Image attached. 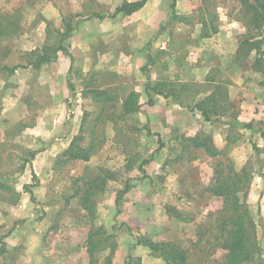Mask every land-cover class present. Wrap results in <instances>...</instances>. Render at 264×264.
<instances>
[{
    "label": "rangeland",
    "instance_id": "374dc122",
    "mask_svg": "<svg viewBox=\"0 0 264 264\" xmlns=\"http://www.w3.org/2000/svg\"><path fill=\"white\" fill-rule=\"evenodd\" d=\"M125 1L0 0V65L18 66L16 79L30 84H17L15 99L1 109L10 119L0 149V184L8 186L0 187V239L13 247L9 264H44L52 259L44 251L73 250L71 237L91 230L101 231L96 252L92 259L88 243L77 249L78 264H107L113 248V264H166L148 241L172 243L184 264H230V206L211 188L243 168L239 196L260 249L242 264H264V22L256 27L253 6L242 0H176L183 20L172 18L174 0H150L140 14L111 17ZM69 23L73 30L63 38ZM255 41L260 50L252 51ZM60 44L66 50L44 65L49 84L40 85L38 55ZM162 81L169 84L164 95L146 90ZM133 90L141 108L124 114ZM42 113L52 144L82 135L80 145L94 149L90 161L61 159L67 148L50 159L32 157L38 134L24 132ZM195 136L213 143L217 155L194 146ZM96 178L105 183L91 218L82 199Z\"/></svg>",
    "mask_w": 264,
    "mask_h": 264
},
{
    "label": "trees",
    "instance_id": "16d2710c",
    "mask_svg": "<svg viewBox=\"0 0 264 264\" xmlns=\"http://www.w3.org/2000/svg\"><path fill=\"white\" fill-rule=\"evenodd\" d=\"M245 4H251L253 6L255 15V24L256 27L260 26L262 22H264V0H242ZM148 0H137V1H125L121 5L115 8L114 12L110 14L111 17L115 18L119 15L121 16H131L132 14L136 13L137 11L141 10ZM176 7V0L172 3L173 8V19H181L183 20L185 17H182L175 13L174 9ZM98 18H104L102 15H97ZM66 33L63 35V38L68 37L69 33L73 30L72 25L69 23L67 24ZM250 47V50H260L259 41H255ZM65 51V47L62 44L58 45L57 47H52L51 53H43L38 55V60L36 61L34 67L39 69L42 64L49 63L53 57H57L59 51ZM18 68V66L10 67L7 66L2 67L0 65V69L9 70V72L13 73ZM165 85H169L166 82L162 81L156 82L153 86L151 84L146 86V90L149 92H155L159 95L165 94ZM94 96L98 98H105L110 99L109 95H106V91L104 90H91ZM169 94H173V91H169L166 93L167 96ZM140 94L137 91H131L124 99L122 104V109L124 114H135L137 113L140 108ZM149 103L153 104V99H150ZM214 110V107H213ZM201 111L207 120L210 119L208 111L201 106ZM247 126H251L248 124ZM82 131V128H81ZM264 135V133H263ZM84 140L82 135H77L71 141L69 147L60 154L61 159H66V161L70 160H82V161H90L93 147H82L80 143ZM189 141L194 146L202 147L209 153L211 156L217 155L218 151L213 143L209 142L208 139H201L200 136H195L189 138ZM161 145L159 148H161ZM30 155L35 157L36 151H30ZM150 159L144 160L143 165H141L140 170L146 176V170L144 169V164H147ZM29 163V161H27ZM25 165L22 166V170H25ZM222 171V170H221ZM33 179L37 178V174L35 171H32ZM248 177V170L243 168L241 172H231L230 174L223 175L219 178L217 183H215L211 191L215 195L223 196L226 199L227 205L229 204V213L227 214L225 224L229 225V238L225 240V247L228 249L227 259L230 264H242L244 262H248L252 259L253 254L256 250L260 249L257 234H256V225L253 220V217L250 214L249 208L247 203L242 202L239 196V192L244 189V184ZM112 175L106 177V180L111 179ZM96 178L93 181L88 183V188L85 192V195L82 199V204L85 208L89 211L90 217L95 218V208H94V196L101 188V186L105 183V178ZM101 181V182H100ZM0 187L8 188L5 183H1ZM25 189L29 188V185H24ZM130 189L129 183L126 184L124 190L119 193V196L116 198V205L120 204L121 197L124 193H127ZM101 234L100 230L97 231H90L88 234V251L93 259L94 254L97 249L96 239L95 236ZM0 255L6 252V242L3 241V237L0 239ZM149 248L155 253L159 254L166 262V264H184L185 262V254L182 250L178 247L174 246L170 242H153L148 241ZM115 252V249L111 250L110 255L107 257V264H113L112 256ZM93 264V262L91 263Z\"/></svg>",
    "mask_w": 264,
    "mask_h": 264
},
{
    "label": "crops",
    "instance_id": "0c3cea01",
    "mask_svg": "<svg viewBox=\"0 0 264 264\" xmlns=\"http://www.w3.org/2000/svg\"><path fill=\"white\" fill-rule=\"evenodd\" d=\"M131 1H137V0H131ZM149 1L150 0H148V2ZM148 2L146 3V5L141 10L137 11L134 14H140L141 11L145 10L148 7ZM44 65H47V63L42 64L41 67L39 68V74H40L39 76L41 77L39 80V84L45 85L47 87V85L49 84L47 81V78H46V76L48 74V70L46 69L47 66H44ZM1 66L5 67L3 65H1ZM7 67L10 68L9 66H7ZM18 69H19V67L13 73L9 72V70H6V69H0V149H2V146L9 141V139H8V127H9L8 121L10 120L8 118L7 113H6V109L5 110H1V109L7 108L9 105L8 102L12 99H15L14 98L15 95L13 94V89L15 90V87L17 84L18 85H24V86H30L29 82L26 83L25 80H17L16 79V74H22V71H20ZM34 71L35 70L32 71L29 69L26 71L27 72L26 74L30 76L32 74V72H34ZM59 79H60V77H59ZM29 80H31L30 77H29ZM56 105H59L60 108L62 107V105L58 102L56 103ZM25 117L26 116L24 115L23 118H25ZM56 119H57V116H56ZM49 123L50 122L47 121V117H45V115L42 113L39 117L38 125L35 126L34 128L28 127L27 130L24 132V134L33 133V132H34V134H38V135H35V137H36L35 139H37V143L40 145V149L36 152V156H35L37 158L43 156V157H48L50 159L53 156V154H57V153H55L56 150L57 151L60 150L59 152H61L62 150L68 148L70 143H71V139L63 138L61 141H59L60 138H58V139L56 138L54 144H52L53 141H51L49 139L48 133H47V127H48ZM55 123H56L57 127H58V124L61 125L62 130H63L64 123L61 120V118L57 119ZM63 235L64 234H61V237ZM6 238H5V242L8 243L9 241ZM59 242L60 243L65 242L64 246H66V244H67V240H65V238H63V237L61 238V240ZM70 242H71V246H72L73 250H69L70 248L67 247V248H64L63 251L61 250L60 253H57V254L56 253L52 254L54 252V250L52 253L51 252L46 253V251H44V253L47 256H50V258H52V259H49L47 257L46 259H44L45 262L47 264H75L74 262H76V264H78V261L80 258L76 254V251H77V249H82L84 247V245L86 243H88V233H85V234L83 233V237L82 236L78 237V238L71 237ZM12 249H13V247L11 248V246H9L7 244L6 252L4 254L0 255V264H9V260L13 257L11 255ZM70 251H74V252H70ZM120 252H121V249H119V254H120ZM60 254H61V256H60ZM46 263H44V264H46Z\"/></svg>",
    "mask_w": 264,
    "mask_h": 264
}]
</instances>
